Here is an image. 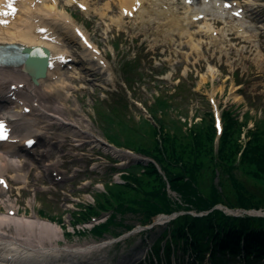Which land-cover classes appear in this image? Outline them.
Instances as JSON below:
<instances>
[{
  "label": "rangeland",
  "instance_id": "374dc122",
  "mask_svg": "<svg viewBox=\"0 0 264 264\" xmlns=\"http://www.w3.org/2000/svg\"><path fill=\"white\" fill-rule=\"evenodd\" d=\"M105 1L87 0L88 9L80 11L74 3L68 5L65 0H59V8L65 7L72 23L87 34L100 62L92 60L96 69H92L94 72L90 76L77 70L83 78H69V89L57 85L55 94L49 99L63 105L62 113L74 123L76 128L72 125L70 128L76 131L69 133L51 124L47 132L50 137L46 139L47 152L40 155L41 166L31 162L37 169L25 174L28 183L20 186L15 181L19 175L8 171V176L12 177L7 178L10 190L0 192V214L15 212L20 217H30L35 213L38 218L61 227L60 245H96L81 257L75 255L73 260H83V264H148L149 259L154 261L150 251L162 231L168 228V221H154L150 227L138 228L142 225L140 208L133 205L132 210L115 212L121 226L94 236L89 232L92 225L103 223L111 211L103 208L99 214H89L84 220H76L71 213L93 205L95 198L104 194L105 182L120 183L125 166L132 164L126 153H113L93 142L89 135L95 134L126 150L130 149L128 145H152L148 126L142 121H151L149 114L162 121L170 131L184 133L186 128L207 119V113L212 119L213 115L218 116L222 131L221 115L226 109H232L240 119L247 117L250 127L255 121L263 122L264 33L259 29L231 30L229 22L226 25L209 20L210 26L215 28L213 33L205 31V34L189 38L184 30L179 31L164 20L147 24L126 18L116 23L119 9L114 0H109L111 7L101 19L95 8H102ZM254 2L264 6V0ZM261 7H258L259 18L264 23V7ZM165 17L159 16L166 20ZM198 30L197 26H191L187 32ZM79 47L74 45L79 53L85 51ZM210 69L214 71L211 73ZM86 78H90L89 81ZM176 120L186 122V126L181 127ZM242 138L246 139L244 134ZM216 140L217 136L214 145ZM38 147L32 151L37 152ZM123 163L125 166L120 165ZM43 167L47 170L43 171ZM237 172L239 169L234 173ZM199 176L204 180V187L200 189L207 196L217 187L218 172L211 171L206 161ZM248 179L253 182L250 176ZM258 183L261 190H254L256 202L264 205L260 201L264 198V181ZM228 187L232 193L237 192L235 187ZM254 210L263 213L264 206ZM252 211L246 213L251 215ZM93 216L96 219L87 222ZM124 225L131 227L126 229ZM130 229L132 231L127 233ZM167 237L160 240V250ZM64 257L71 258L67 254ZM223 258V264H245L243 259L228 258L225 253ZM191 261L192 257H182L176 251L174 256H162L156 263L190 264ZM200 264L211 263L205 255ZM249 264H264V261L260 259Z\"/></svg>",
  "mask_w": 264,
  "mask_h": 264
},
{
  "label": "trees",
  "instance_id": "16d2710c",
  "mask_svg": "<svg viewBox=\"0 0 264 264\" xmlns=\"http://www.w3.org/2000/svg\"><path fill=\"white\" fill-rule=\"evenodd\" d=\"M233 112L232 109L222 111L223 129L216 145V131L210 113L206 114L207 119L192 128H186L185 133L175 129L170 131L153 115L154 123L143 119L152 137V145L128 147L152 158L162 174L153 163L130 165L121 174L122 182H105L104 194L100 198L96 197L93 205H87L76 213L71 212L74 218L84 220L89 214L97 215L103 208L109 209L111 212L107 219L89 230L94 236H101L111 231V227L121 226L116 221L115 212L122 213L133 205L140 208L142 224L150 223L159 213L168 214L180 209L208 210L201 216L184 213L170 220L168 228L162 231L152 246L154 254L157 255L159 242L167 235L161 247L165 256L182 248L177 245L180 240L190 248L196 260H200L207 249L214 264L224 262V253L228 258L243 253L245 264L260 258L264 260V217L247 214L232 216L212 208L218 203L232 209L264 206L256 202L254 193V190H261L258 182L264 181V121H255L250 127L247 117L240 119ZM176 121L181 127L186 126V122ZM173 125L178 130L175 121ZM242 134L246 139L242 138ZM206 161H209L210 170L218 172L219 176L217 187L207 196L200 189L204 187V180L199 176ZM236 169L239 172L234 173ZM229 185L235 187L237 192L232 193ZM167 186L176 194L178 201L168 194ZM260 201L264 203V198ZM124 227L127 229L131 226ZM216 253L219 254L217 257Z\"/></svg>",
  "mask_w": 264,
  "mask_h": 264
},
{
  "label": "bare ground",
  "instance_id": "6f19581e",
  "mask_svg": "<svg viewBox=\"0 0 264 264\" xmlns=\"http://www.w3.org/2000/svg\"><path fill=\"white\" fill-rule=\"evenodd\" d=\"M65 1L70 3L75 0ZM82 1L87 3V0ZM148 2L151 6L146 8L145 5ZM247 2L251 3V0H247ZM117 3L122 12L138 9L135 14L131 13L130 18L140 19L141 23H151V19H158V15L161 13L158 10L159 0H117ZM6 4L7 1L0 0L1 12L7 10ZM194 5H186L184 8L185 13L192 11ZM14 6L16 8L14 14H2L0 16L2 22H7L5 25H0V44L42 45L48 48L50 55L46 76L44 79H40L36 86L29 81L28 75L21 66L0 67V106H10L8 109H13V116L20 117L23 122L17 123L7 114H4V116L10 125L13 123L14 133L16 127L18 125L21 127L23 124L25 127L22 131L25 133L30 132L29 127L33 123V119L30 118V115H33L31 111L36 114L33 116L40 117L49 124H58L69 133L75 132V129L70 128V125L74 126V123H71L62 113L63 105L59 101L49 100V97L55 94L54 91L57 85L61 89H68V83L65 82V79H68L70 75H66L62 69L67 66L65 58L73 53L66 46L59 45V42H62L65 36H69V30L72 29L71 33L75 32L76 40L83 47L82 50H85L81 52L80 58L87 61L84 71H88L86 68L96 69L95 63L91 60L99 62L100 57L94 52L95 47L89 43L85 32L72 24L71 17L65 12L64 8H59L58 0H16ZM211 7L206 4L201 7L202 11H195L190 17L180 16L174 9L171 21L173 23L189 21L191 17L197 16L200 12H210ZM109 8L110 2H106L102 8L95 9L99 10L97 13L102 19L106 15L105 11ZM143 10H147L148 14H146L149 15L150 13V16L142 15L141 11ZM119 19H123L121 12ZM204 25L206 30L213 31L207 21L204 22ZM67 26L70 28L68 31ZM209 71L212 73L214 70L210 69ZM22 107L30 108V113L22 114L20 110ZM5 112L8 113L9 111ZM34 130L36 131V129ZM32 131L30 133H35ZM89 136L96 143L99 140L95 134ZM19 152L20 147L15 142L0 144V177H3L9 170L20 172L24 167L29 168V166L22 164L21 158L17 157ZM17 180H21V178L19 177ZM60 238L61 227L48 220L38 218L35 213L30 217H20L17 213L12 216L0 214V262L35 264L34 262L37 261H46L49 255L55 254L59 250L69 253L74 250H89L96 247V245L88 243L72 246L60 245L58 243Z\"/></svg>",
  "mask_w": 264,
  "mask_h": 264
},
{
  "label": "water",
  "instance_id": "95a60500",
  "mask_svg": "<svg viewBox=\"0 0 264 264\" xmlns=\"http://www.w3.org/2000/svg\"><path fill=\"white\" fill-rule=\"evenodd\" d=\"M105 146H107L109 149H111V150H115V151H118V149L117 148H115L114 146H112V145H110V144H107V143H105ZM139 159H141V160H145V161H150V159L149 158H146V157H142V158H139ZM219 207H223L224 208V206H220V205H218ZM227 211H229V212H232L231 210H228L227 209ZM253 212H255V213H257V214H262V215H264V212L262 213V212H260V211H253ZM173 215H169V216H166V217H162L163 219H166V218H169V217H172Z\"/></svg>",
  "mask_w": 264,
  "mask_h": 264
}]
</instances>
